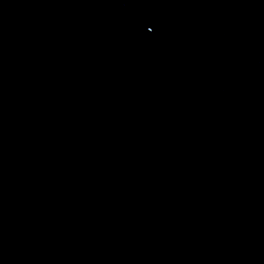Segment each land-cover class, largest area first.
I'll return each instance as SVG.
<instances>
[{
    "label": "water",
    "instance_id": "1",
    "mask_svg": "<svg viewBox=\"0 0 264 264\" xmlns=\"http://www.w3.org/2000/svg\"><path fill=\"white\" fill-rule=\"evenodd\" d=\"M0 264H264V0H0Z\"/></svg>",
    "mask_w": 264,
    "mask_h": 264
}]
</instances>
